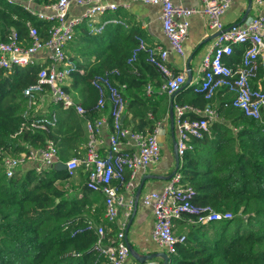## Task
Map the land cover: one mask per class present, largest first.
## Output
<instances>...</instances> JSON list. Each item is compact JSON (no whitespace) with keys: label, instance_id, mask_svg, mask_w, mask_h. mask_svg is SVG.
<instances>
[{"label":"built area","instance_id":"built-area-1","mask_svg":"<svg viewBox=\"0 0 264 264\" xmlns=\"http://www.w3.org/2000/svg\"><path fill=\"white\" fill-rule=\"evenodd\" d=\"M14 1L8 0L9 3ZM33 1H27L25 10L50 24L46 31L47 39L41 38L38 29L30 21L25 24L28 45L11 29L7 41L0 42V71H10L13 66H33L35 55L47 50L49 64L40 68L36 81L23 90V96L27 99L24 117L30 116V111L45 95L53 104L64 109H73L77 115L86 119V151L82 158L62 162L57 144L48 140L45 147L28 149L18 156L0 152L1 168L7 178H12L22 167L26 171L32 170L36 177H40L46 171L55 170L59 162L64 163L65 171L71 178L78 169H82L86 173V188L104 198V219L117 228L116 233L108 237V231L102 225L88 221L86 228L93 231L97 238L93 249L106 264H129L130 252L125 231L135 201H125L118 186L134 195L141 176L160 160L159 138L162 126L160 122L156 123L153 131L148 134L123 127L121 118L126 108L127 84L117 82L121 72L116 68L91 79L90 84L97 93L96 103L91 110L75 103L66 87L72 73L77 72V67L66 55V46L74 39L76 29L83 24L87 25L90 35L101 34L105 23L98 24L97 19L107 12H116L119 8L129 9L136 2L157 6L160 9L161 30L169 48L148 45L142 37H136V45L131 50L126 65L132 74H137L140 55L144 54L146 62L164 78L158 89L159 94L171 97L183 89L187 80L185 72L174 74L169 70L168 56L170 52L184 55L183 43L188 36L189 19L193 15H201L207 29L215 33V41L201 62L198 71L200 80L193 90L203 94L204 100L209 103L202 110L191 105L173 104L176 151L181 158L187 151L193 150L194 141L211 136V126L219 118L211 106V101L221 90L232 95L233 108L264 125V90L253 84L260 70L264 75V0H251L258 14L241 25L230 27H224L222 17L234 0H199V8L175 5L173 0H55L54 3L42 5L39 10L30 6ZM73 6L83 8V11L78 15L70 14ZM237 46L245 47L241 61L233 67L227 66L223 59L231 56ZM145 93L152 94L149 84ZM106 108L109 109L108 118L111 119L112 130L108 137V147L101 154V130L108 126V118L92 117L91 113H102ZM189 115L197 118L190 119ZM32 118L24 126L25 129L47 131L55 127L57 122L54 115ZM195 194L194 189L183 185L181 176L175 173L169 177L160 192H148L141 198L142 204L151 209L154 217L152 240L165 250L168 258L176 255L177 244L183 239L174 235V223L182 220L184 216L189 217L187 223L201 226L234 218L231 212H218L209 206L194 204ZM121 213L125 220L117 223ZM69 256L78 257L80 254L72 251Z\"/></svg>","mask_w":264,"mask_h":264},{"label":"trees","instance_id":"trees-1","mask_svg":"<svg viewBox=\"0 0 264 264\" xmlns=\"http://www.w3.org/2000/svg\"><path fill=\"white\" fill-rule=\"evenodd\" d=\"M27 1L0 0V42L7 41L9 31L14 29L19 39L28 45L27 21L38 29L43 40L47 39L50 24L30 15L25 10ZM54 2L34 0L31 5L40 8ZM241 24L239 21L236 25ZM120 30V27L115 28L109 45L104 47V35H90L87 25L83 24L69 43L72 52L82 57L81 61L75 55L69 57L77 71H83L82 74L72 73V78L87 91L88 99L95 94L88 110L97 100L90 81L108 70H120L117 82L127 84V90L133 86L145 88L151 81L160 87L164 81L146 62L144 54L137 64L138 73H131L126 60L139 34H134L132 29L126 33ZM244 49V46L235 47L233 54L223 59L224 63L230 67L237 65ZM92 56L95 57L93 63L90 62ZM40 68L13 66L10 71H0V152L18 156L28 149L45 147L48 140L56 141L53 128L47 131L24 128L33 116L24 117L27 99L23 90L36 81ZM258 77L263 78L264 84L261 70ZM193 89L194 86H184L173 95V104L204 109L209 102ZM163 96L166 95L161 94ZM231 101L232 97L216 110L218 117L229 124L213 123L210 137L194 141V145L202 148L187 151L175 172L181 176L183 185L194 189V204L231 212L234 218L203 226L190 225L177 244L176 255L170 258L173 264H264V125L233 108ZM91 116L99 117L100 113L93 112ZM189 118L197 117L189 115ZM108 127L111 131L110 118ZM59 158L67 161L61 152ZM1 162L0 155V264H106L93 249L96 235L86 228L91 221L102 225L108 237L116 233L117 228L103 217V200L98 198L97 207L92 208L95 193L85 185L80 197L71 195L68 191L71 186L66 187L71 177L65 170L46 171L40 177L28 170L7 178ZM83 176L86 180L84 171ZM118 189L122 188L118 186ZM184 218L179 225H189V217ZM72 251L80 256L70 257Z\"/></svg>","mask_w":264,"mask_h":264},{"label":"crops","instance_id":"crops-1","mask_svg":"<svg viewBox=\"0 0 264 264\" xmlns=\"http://www.w3.org/2000/svg\"><path fill=\"white\" fill-rule=\"evenodd\" d=\"M175 5L184 7H195L199 8V0H173ZM249 0H234L230 8L222 17V23L224 27H230L238 24L239 21L245 17V12L248 8ZM27 6V3L25 4ZM34 10L35 8L30 5ZM83 11L80 7H71L70 14L78 15ZM258 11L251 4V8L245 21L248 18L256 16ZM98 24L105 23L104 29L101 34L104 35L105 43L104 47L109 45V42L114 36V30L116 27H120V31L124 33L129 30H134V34H139L148 45H161L165 48H169L167 39L164 37L161 30L160 20V9L157 6H147L142 3H132L129 9L119 8L116 12H107L101 15L97 19ZM190 26L188 29L187 39L183 43L184 55L180 56L174 52H170L167 59V66L171 72H185L187 80V69L189 70L190 86H196L199 82V68L203 58L212 48L215 41V33L208 30L205 26L204 18L201 15H193L190 19ZM94 36V35H92ZM80 48V47H79ZM236 48H242L237 46ZM65 53L68 57L72 55L77 56L76 58L81 61L82 57L76 52H72L69 44L65 48ZM191 60L189 61V59ZM35 64L33 66L46 67L49 64L48 51L43 50L35 55ZM90 62H95V57L90 58ZM98 62V61H97ZM79 74H82V70H78ZM152 87V94L147 95L145 88L139 89L136 86L126 90V108L122 115L121 122L123 127L130 130L136 131L142 134L151 133L156 125L160 122L162 126V133L159 138L160 148L164 145L169 146V143L173 147V141H176V129L174 124V118L170 116V96H163L159 94V86L155 85V81L148 83ZM254 86L264 87L263 78H257L253 82ZM128 88V87H127ZM67 92L74 100L75 103L81 105L88 110V107L93 104L95 100V94L89 96L83 87L76 83L72 76L67 81ZM264 90V89H263ZM231 95L223 93V91L217 92L211 101V106L214 110L221 108L224 103L231 100ZM174 103V99H173ZM109 109L106 108L104 112L100 113V116H106L108 118ZM30 116L48 117L54 115L57 119L55 127H53L58 152L67 158V161L72 158H82L85 155L86 144L88 139V131L86 127V119L80 117L75 113L73 109H64L59 105H55L51 102L47 95L38 102L37 106L30 111ZM189 117V116H188ZM219 122L228 121L218 118ZM111 133L108 126H105L101 130V138L103 143L101 144L99 151L103 154L104 150L108 147V137ZM171 140V141H170ZM202 148V146L194 145V148ZM63 162V161H62ZM176 163L174 160L173 153L166 150L165 159L161 158L156 164L152 165L146 172L141 176H152L153 179L148 180L139 196H137V189L133 195L130 192L125 191L123 188L119 191L125 198V201L134 199L135 206L133 212L128 220V231L125 233L126 241L129 247L135 254L145 256L158 253H166L165 250L158 247V245L152 240L151 232L153 228L154 217L149 207L142 204L141 198L148 192L158 191L160 192L167 184L169 177L174 173ZM26 168L22 167L18 172H25ZM140 179V181H141ZM140 184V182H139ZM138 184V185H139ZM85 185V179L83 176L82 169H78L75 175L70 179L66 187H69L68 191L71 195L81 196V190ZM93 207H97L98 198L100 201L104 198L101 194L93 192ZM137 201V202H136ZM125 220L124 215L121 213L117 223ZM180 221H185L183 218ZM179 221H177L178 224ZM115 228L116 226L113 225ZM175 226V223H174ZM127 230V229H126ZM182 236H178L183 237ZM172 258V257H171ZM129 264H139L140 262L133 256L132 253L128 257ZM148 264H163V260L159 257L147 261ZM168 264H173L172 259L169 258Z\"/></svg>","mask_w":264,"mask_h":264},{"label":"water","instance_id":"water-1","mask_svg":"<svg viewBox=\"0 0 264 264\" xmlns=\"http://www.w3.org/2000/svg\"><path fill=\"white\" fill-rule=\"evenodd\" d=\"M250 8H251V0H249V4H248V8H247V10H246V12H245V17L242 19V23L245 21V19H246V17H247V15H248V12H249V10H250ZM191 60V58L189 59V61ZM189 70L187 69V81H186V83H185V85L184 86H187V85H189V83H190V76H191V74H190V72H188ZM173 95L171 96V99H170V116H171V119H173V111H172V107H173ZM173 155H174V160H175V163H176V168L175 169H177V167H178V165H179V162H180V158L178 157V154H177V151H176V143H175V141H173ZM56 169H59V170H65V165H64V163H62V162H59V163H57L56 164V166H55V170ZM176 172L174 171V173L172 174V175H174ZM171 175V176H172ZM151 179H153V177L152 176H144L142 179H141V181H140V184H139V186H138V188H137V196H139L140 195V193H141V190H142V188H143V186H144V184L148 181V180H151ZM137 202V201H136ZM129 227V226H128ZM128 231V228H127V230L125 231V233ZM125 240H126V236H125ZM127 242V241H126ZM128 244V243H127ZM128 248H129V252L130 253H132L133 254V256L140 262V263H145V262H147V261H151L152 259H154V258H156V257H159V258H161L162 260H163V264H168V261H169V258H168V256H167V254L166 253H158V254H152V255H145V256H141V255H138V254H135L134 252H133V250L129 247V245H128Z\"/></svg>","mask_w":264,"mask_h":264},{"label":"rangeland","instance_id":"rangeland-1","mask_svg":"<svg viewBox=\"0 0 264 264\" xmlns=\"http://www.w3.org/2000/svg\"><path fill=\"white\" fill-rule=\"evenodd\" d=\"M70 46V45H69ZM171 141V140H170ZM169 146H163L162 148H160V160L161 158L165 159V155H166V150L169 151L170 153H173V147L171 146L170 142ZM204 157V156H203ZM206 157V156H205ZM204 157V158H205ZM207 159V158H206ZM21 174H23V172H20ZM189 225H187L186 223H182V224H177V222H175V226H174V235L175 236H181V235H186L187 232L189 231L190 228V223H188Z\"/></svg>","mask_w":264,"mask_h":264}]
</instances>
